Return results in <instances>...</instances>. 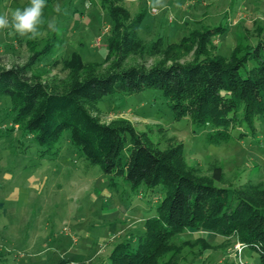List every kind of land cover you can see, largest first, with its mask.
I'll return each mask as SVG.
<instances>
[{"label": "rangeland", "instance_id": "rangeland-1", "mask_svg": "<svg viewBox=\"0 0 264 264\" xmlns=\"http://www.w3.org/2000/svg\"><path fill=\"white\" fill-rule=\"evenodd\" d=\"M131 15L140 13L139 36L145 43L163 37L179 42L192 30L220 27L209 56L229 57L255 45L264 35V0H114ZM29 0H0V14L23 9ZM43 24L35 39L11 28L0 30V53L6 66L23 64L35 52V70L44 78H66L62 62L79 55L86 64L105 66L107 37L112 18L100 0H46ZM54 22L56 31L48 28ZM53 38L56 41L52 42ZM189 59V58H187ZM61 62L57 67L50 65ZM246 65V69L254 67ZM244 75V70L241 71ZM103 122L124 118L138 131H148L164 147L157 130L184 144L188 165L206 172L216 163L236 185L264 183V120H256L252 133L234 128L227 143L213 145L210 126L195 128L189 118L174 119L161 91L149 89L133 95L115 93L98 103ZM129 154V145L122 160ZM164 196L162 185L132 187L123 177L107 176L85 160L70 143L69 134L50 145L37 143L34 135L13 122L8 98L0 97V264H109V255L120 244L135 250L144 233V222L155 215ZM177 264H258V253L238 242L223 246V239L188 229L173 236Z\"/></svg>", "mask_w": 264, "mask_h": 264}, {"label": "trees", "instance_id": "trees-1", "mask_svg": "<svg viewBox=\"0 0 264 264\" xmlns=\"http://www.w3.org/2000/svg\"><path fill=\"white\" fill-rule=\"evenodd\" d=\"M100 1L112 18L105 66L83 63L76 54L62 62L66 78H44L35 66L48 45L42 52L34 49L23 64L6 66L0 53V97L10 99L13 122L42 146L67 132L86 168L97 166L135 188L163 186L164 196L155 215L145 220L136 249L128 243L116 246L109 264H159L175 251L172 237L188 229L219 236L224 247L244 244L264 264L263 182L236 185V176H227L216 163L203 173L188 165L184 144L165 129L157 130L161 147L150 132L136 130L124 118L103 122L98 116L105 96L157 89L176 121L189 118L195 128L210 126L208 139L215 146L227 143L232 130L242 125L252 133L256 120H264V35L229 57L207 54L220 27L194 29L175 43L163 37L145 43L138 31L141 13L130 22V12L119 1ZM249 63L255 66L246 69ZM178 262L175 255L167 264Z\"/></svg>", "mask_w": 264, "mask_h": 264}, {"label": "clouds", "instance_id": "clouds-1", "mask_svg": "<svg viewBox=\"0 0 264 264\" xmlns=\"http://www.w3.org/2000/svg\"><path fill=\"white\" fill-rule=\"evenodd\" d=\"M45 4L46 0H29L28 6L15 9L10 16L0 14V30L11 28L22 37L37 38L43 24L42 11ZM48 28L56 31L55 23L49 22Z\"/></svg>", "mask_w": 264, "mask_h": 264}, {"label": "built area", "instance_id": "built-area-1", "mask_svg": "<svg viewBox=\"0 0 264 264\" xmlns=\"http://www.w3.org/2000/svg\"><path fill=\"white\" fill-rule=\"evenodd\" d=\"M241 248H246V246L244 244H238Z\"/></svg>", "mask_w": 264, "mask_h": 264}]
</instances>
